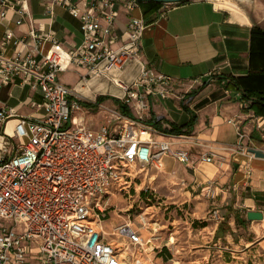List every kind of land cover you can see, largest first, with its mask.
Instances as JSON below:
<instances>
[{
  "label": "built area",
  "instance_id": "built-area-1",
  "mask_svg": "<svg viewBox=\"0 0 264 264\" xmlns=\"http://www.w3.org/2000/svg\"><path fill=\"white\" fill-rule=\"evenodd\" d=\"M43 1L46 15L52 16L59 5L78 18L82 40L65 48L52 33L35 28L22 37L7 30L2 38L0 93L18 78L42 99L25 102L35 111L27 115L7 109L0 100V222H5L0 227V264H24L33 248L38 264H150L137 256L147 242L131 222L110 233L102 229L103 201L130 184L132 166L157 167L164 155L189 165L190 152L173 148L171 139H154L151 126L137 130L135 120L117 112L114 128L90 129L75 115L85 98L61 82L59 74L79 67L86 70L81 82L107 77L122 90L121 103H135L139 109L147 107L148 94H173L171 79L145 64L130 83L110 75L138 58L146 27L142 18L132 16L124 31L116 32L118 0ZM136 3L125 0L129 9ZM9 8L19 14L16 24L28 15L27 0H0V19ZM9 42L11 55L3 47ZM244 136L238 130L239 139ZM240 148L245 147L240 143ZM214 156L207 152L201 159L212 161ZM213 184L208 180L201 187L208 199L214 197Z\"/></svg>",
  "mask_w": 264,
  "mask_h": 264
},
{
  "label": "crops",
  "instance_id": "crops-1",
  "mask_svg": "<svg viewBox=\"0 0 264 264\" xmlns=\"http://www.w3.org/2000/svg\"><path fill=\"white\" fill-rule=\"evenodd\" d=\"M27 3L28 15L20 24L15 22L19 14L11 8L0 19V45L7 30L22 37L31 28L52 33L65 48L81 42L79 19L63 7L55 5L49 16L43 0ZM116 9L114 29L119 34L132 16L142 18L146 27L138 58L123 71L110 75L130 83L145 64L170 77L174 88L167 97L148 94L144 109L135 103L123 104L129 109V115H124L138 123L137 130L151 126L154 139H171L173 148L190 152L189 165L170 155L161 157L157 167L167 176L187 184L196 197L204 196L201 187L206 181H213L214 197L206 204L214 225L210 246L214 253L259 264L260 257L264 261V105L247 103L249 98L244 93L264 92V0H182L156 5L137 1L133 9L125 5V0H118ZM3 47L6 54L13 53L12 42ZM68 72L79 77L77 82L71 85L59 80L85 98L75 115L92 130L103 125L114 128L117 121L113 113L123 114L119 99L122 90L104 76L81 82L84 68L61 73ZM19 81L15 78L4 86L0 100L21 115L34 113L25 102H40L41 94ZM24 88L29 93L11 104L14 91ZM100 95L104 100L94 104ZM12 123L13 119L9 120L8 127ZM186 124L188 135L165 132L172 125ZM238 130L245 135L242 140ZM240 143L245 148L241 149ZM207 152L215 155L212 161L201 159ZM248 211H258L262 218L248 219ZM215 214H219L218 219ZM24 264H38L34 248Z\"/></svg>",
  "mask_w": 264,
  "mask_h": 264
},
{
  "label": "rangeland",
  "instance_id": "rangeland-1",
  "mask_svg": "<svg viewBox=\"0 0 264 264\" xmlns=\"http://www.w3.org/2000/svg\"><path fill=\"white\" fill-rule=\"evenodd\" d=\"M59 78L73 85L79 77L68 72L60 73ZM28 93V88L15 90L10 103H17ZM132 170L134 176L130 184L103 201L100 224L105 232L110 233L117 225L131 222L147 242L136 251L137 256L150 264L249 263L244 259H224V255L219 256L210 248L214 225L207 197L194 196L187 184L167 176L155 163L137 164ZM4 223L0 222V227ZM260 258L259 264H264L263 257Z\"/></svg>",
  "mask_w": 264,
  "mask_h": 264
},
{
  "label": "trees",
  "instance_id": "trees-1",
  "mask_svg": "<svg viewBox=\"0 0 264 264\" xmlns=\"http://www.w3.org/2000/svg\"><path fill=\"white\" fill-rule=\"evenodd\" d=\"M153 4L156 5V4H160V3L153 2ZM244 96L248 97V98H252L253 99L252 104L264 105V92H258V93L252 92L250 94L244 93ZM104 98H105V96H103V95L98 96L96 99V102L94 104L100 103L102 100H104ZM83 104L88 105V106H92V104L89 102L88 103L84 102ZM120 109H121L123 114L129 115V109L126 106H124L123 104L120 105ZM184 128H187V124L184 126H179V127L172 125V128L170 130L165 131V132H168L171 134H177V135L178 134L188 135L189 134V132L187 131L188 128L187 129H184ZM248 264H251V263L249 262Z\"/></svg>",
  "mask_w": 264,
  "mask_h": 264
},
{
  "label": "water",
  "instance_id": "water-1",
  "mask_svg": "<svg viewBox=\"0 0 264 264\" xmlns=\"http://www.w3.org/2000/svg\"><path fill=\"white\" fill-rule=\"evenodd\" d=\"M136 1H139V2L152 1V2H158V3L172 4V3L181 2L182 0H136ZM247 218L251 219V220L261 219L262 213H260L258 211H248L247 212Z\"/></svg>",
  "mask_w": 264,
  "mask_h": 264
},
{
  "label": "bare ground",
  "instance_id": "bare-ground-1",
  "mask_svg": "<svg viewBox=\"0 0 264 264\" xmlns=\"http://www.w3.org/2000/svg\"><path fill=\"white\" fill-rule=\"evenodd\" d=\"M142 135H143V137H144L146 134H145V133H143Z\"/></svg>",
  "mask_w": 264,
  "mask_h": 264
}]
</instances>
